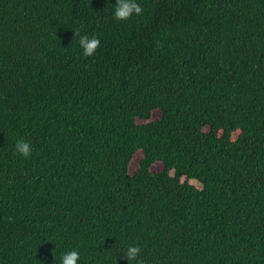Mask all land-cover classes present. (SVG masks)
Returning <instances> with one entry per match:
<instances>
[{
    "label": "trees",
    "instance_id": "1",
    "mask_svg": "<svg viewBox=\"0 0 264 264\" xmlns=\"http://www.w3.org/2000/svg\"><path fill=\"white\" fill-rule=\"evenodd\" d=\"M139 2L0 0V264H264V0Z\"/></svg>",
    "mask_w": 264,
    "mask_h": 264
},
{
    "label": "clouds",
    "instance_id": "2",
    "mask_svg": "<svg viewBox=\"0 0 264 264\" xmlns=\"http://www.w3.org/2000/svg\"><path fill=\"white\" fill-rule=\"evenodd\" d=\"M112 4L113 16L117 20H127L134 15H141L144 11L139 0H115V3ZM78 44L83 52V55L90 57L94 55L100 44V41L95 35L92 37H89L88 35H80ZM14 149L16 154L27 158L32 153V144L21 138L15 142ZM140 251L141 249L139 245H129L124 255L127 258V261H133L135 264H143V261L138 259ZM78 261L79 252L76 250H71L64 252L60 256L59 264H78Z\"/></svg>",
    "mask_w": 264,
    "mask_h": 264
},
{
    "label": "rangeland",
    "instance_id": "3",
    "mask_svg": "<svg viewBox=\"0 0 264 264\" xmlns=\"http://www.w3.org/2000/svg\"><path fill=\"white\" fill-rule=\"evenodd\" d=\"M157 116H158V111H155L153 114V118H156ZM140 121H143V120H140Z\"/></svg>",
    "mask_w": 264,
    "mask_h": 264
}]
</instances>
